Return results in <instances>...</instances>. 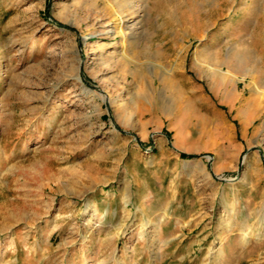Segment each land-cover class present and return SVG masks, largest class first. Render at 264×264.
Listing matches in <instances>:
<instances>
[{
	"label": "rangeland",
	"instance_id": "1",
	"mask_svg": "<svg viewBox=\"0 0 264 264\" xmlns=\"http://www.w3.org/2000/svg\"><path fill=\"white\" fill-rule=\"evenodd\" d=\"M0 264H264V0H0Z\"/></svg>",
	"mask_w": 264,
	"mask_h": 264
},
{
	"label": "trees",
	"instance_id": "2",
	"mask_svg": "<svg viewBox=\"0 0 264 264\" xmlns=\"http://www.w3.org/2000/svg\"><path fill=\"white\" fill-rule=\"evenodd\" d=\"M181 156H184V157H185V156H188V155H187V154H185V153H182V154H181Z\"/></svg>",
	"mask_w": 264,
	"mask_h": 264
}]
</instances>
